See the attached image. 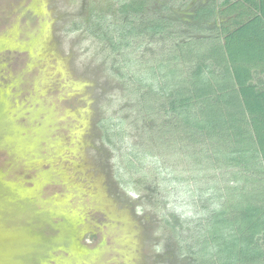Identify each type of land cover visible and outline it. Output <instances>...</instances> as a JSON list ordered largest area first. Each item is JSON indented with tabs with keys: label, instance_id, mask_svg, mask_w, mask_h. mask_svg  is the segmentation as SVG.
Returning <instances> with one entry per match:
<instances>
[{
	"label": "rangeland",
	"instance_id": "rangeland-1",
	"mask_svg": "<svg viewBox=\"0 0 264 264\" xmlns=\"http://www.w3.org/2000/svg\"><path fill=\"white\" fill-rule=\"evenodd\" d=\"M237 1L0 0V264H264L250 124L191 79L234 93Z\"/></svg>",
	"mask_w": 264,
	"mask_h": 264
},
{
	"label": "trees",
	"instance_id": "trees-1",
	"mask_svg": "<svg viewBox=\"0 0 264 264\" xmlns=\"http://www.w3.org/2000/svg\"><path fill=\"white\" fill-rule=\"evenodd\" d=\"M223 11L221 14H224L227 20L221 22V30L224 33L221 49L224 48L228 62L226 71L232 77L235 91L233 94L227 91L224 95L223 90H227L228 85L212 87L211 74L204 75V72H208L205 60L199 61L196 73L191 75V79H195L193 87L196 92H201L200 96L206 101H212L216 107L218 105L221 108L218 112L226 114L224 120H221L222 128L218 119L209 121L210 129L215 130L217 134H223L225 123L235 131L239 130V125L244 124L238 123L240 120L233 117H238L240 113L243 117L246 115L250 133H253L252 140L264 167V85L258 82L259 76L264 74V0L226 3ZM198 94L196 93L197 97ZM260 198L263 205L261 209H264V197ZM255 209L258 210L257 207Z\"/></svg>",
	"mask_w": 264,
	"mask_h": 264
}]
</instances>
